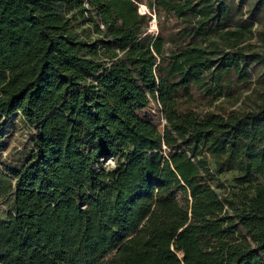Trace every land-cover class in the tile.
Here are the masks:
<instances>
[{
    "label": "trees",
    "instance_id": "obj_1",
    "mask_svg": "<svg viewBox=\"0 0 264 264\" xmlns=\"http://www.w3.org/2000/svg\"><path fill=\"white\" fill-rule=\"evenodd\" d=\"M257 25L264 0H0V154L13 117L33 130L1 171L0 264H264Z\"/></svg>",
    "mask_w": 264,
    "mask_h": 264
},
{
    "label": "rangeland",
    "instance_id": "obj_2",
    "mask_svg": "<svg viewBox=\"0 0 264 264\" xmlns=\"http://www.w3.org/2000/svg\"><path fill=\"white\" fill-rule=\"evenodd\" d=\"M245 8H248L246 6ZM140 11L149 12L146 6L140 4ZM86 26V25H85ZM256 30H264V25L255 26ZM149 32L154 36L158 34V26L156 19L150 24ZM257 39H253L255 42ZM203 108L208 105L209 98L207 95H203L200 92H195ZM256 99V94L252 93V90L245 91L238 101L229 100L223 101L225 107L232 109H248ZM234 101V102H233ZM233 102V103H232ZM128 107L134 115L137 117L149 121L159 129H164V118L161 111L159 110L157 104L150 102L147 105H141L137 101L129 99L126 101ZM218 104V102L216 103ZM33 132L32 129L26 127L19 116L13 117L10 122H8L4 135L2 136L1 143L3 144V150L0 154V220L6 219L7 213L9 211L8 201L10 199V194L6 190L8 183L2 181L1 171L4 165H9L16 167L22 163L23 157L30 149L29 136ZM102 165L107 168H113L115 166V161L112 159L104 160ZM233 176L234 173L227 172L220 176H216L211 183L214 188L213 192L218 198H221L222 194L233 186ZM223 185V186H221Z\"/></svg>",
    "mask_w": 264,
    "mask_h": 264
},
{
    "label": "water",
    "instance_id": "obj_3",
    "mask_svg": "<svg viewBox=\"0 0 264 264\" xmlns=\"http://www.w3.org/2000/svg\"><path fill=\"white\" fill-rule=\"evenodd\" d=\"M140 13H141V14H145L146 12H144V11H143V12H142V11H140ZM164 125H165V119H164Z\"/></svg>",
    "mask_w": 264,
    "mask_h": 264
},
{
    "label": "built area",
    "instance_id": "obj_4",
    "mask_svg": "<svg viewBox=\"0 0 264 264\" xmlns=\"http://www.w3.org/2000/svg\"><path fill=\"white\" fill-rule=\"evenodd\" d=\"M162 116H163V114H162Z\"/></svg>",
    "mask_w": 264,
    "mask_h": 264
}]
</instances>
